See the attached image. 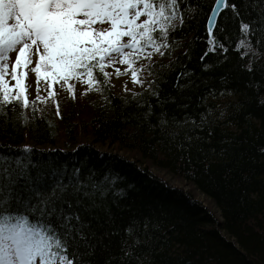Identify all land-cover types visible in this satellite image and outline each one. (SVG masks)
Here are the masks:
<instances>
[{"label":"trees","instance_id":"1","mask_svg":"<svg viewBox=\"0 0 264 264\" xmlns=\"http://www.w3.org/2000/svg\"><path fill=\"white\" fill-rule=\"evenodd\" d=\"M227 3L235 13L225 7L212 33L227 52L209 50L213 0H182L140 91L117 92L106 68L56 109L35 99L23 123L19 106H0V151L30 147L20 159L33 177L99 186L77 209L95 234L84 264H264V0Z\"/></svg>","mask_w":264,"mask_h":264},{"label":"snow or ice","instance_id":"2","mask_svg":"<svg viewBox=\"0 0 264 264\" xmlns=\"http://www.w3.org/2000/svg\"><path fill=\"white\" fill-rule=\"evenodd\" d=\"M181 2L0 0V106L11 105L13 111L19 106L23 123V110L30 105L35 109L40 99V81L67 84L69 89L73 80L94 85V70L106 78L108 65L128 66L147 59L152 54L145 53L146 48L160 52L164 45L158 41L168 37ZM213 3L206 29L209 50L227 52L212 31L219 9L231 7L235 13V5L227 0ZM240 31L245 38L239 39L238 49L247 43L249 26L242 23ZM130 71L133 81L140 83L138 69ZM29 72L38 85L32 101L26 85ZM116 72L121 74L119 68ZM32 151L27 146L14 153L0 151V264H84V256L95 248L90 243L95 234L77 209L89 211L83 201L91 200L99 186L93 185L90 193L79 179L64 183V173L57 172L48 178L33 177L29 169H35L20 159L21 152Z\"/></svg>","mask_w":264,"mask_h":264},{"label":"rangeland","instance_id":"3","mask_svg":"<svg viewBox=\"0 0 264 264\" xmlns=\"http://www.w3.org/2000/svg\"><path fill=\"white\" fill-rule=\"evenodd\" d=\"M179 19L180 17L176 14V18L173 21H171V23H176L179 21ZM125 40H127V38H125ZM163 51H164L163 47L161 48L160 52H157L156 49L154 48H146L145 53L152 54L147 59H141L135 62L134 64L128 66L122 65L119 62L108 65L106 68L112 77L111 82L114 85L116 91L120 93H134L145 88L149 81V74H148V70L146 69V66L152 59L160 57ZM12 59L14 60V54L12 56ZM133 67L138 69L137 76L138 79L141 81L140 83H135L132 79L130 69ZM117 68L120 69L121 74L119 75H117L116 72ZM8 78L10 79V77ZM11 83L14 84L15 81H11ZM69 83L73 85L71 89H69L67 84L61 86L60 83L50 84L44 81H40L39 83L40 99L37 101L39 102L42 111L49 112L52 109H56L58 106L57 103L61 104L64 100H67L69 97H71V95H75L74 93H72L75 90H78L81 93V92H86L89 89L91 90L93 89L92 85L84 84L82 81L73 80L70 81ZM26 85H27V94L29 96V100H35L38 95L37 77L35 76V74L29 72L28 78L26 79ZM49 93H52V95H49ZM224 102L225 99H222L221 103L224 104ZM99 147H101L102 149L105 148L103 146H99ZM121 153H123V151H121ZM155 172L162 175L165 179L169 180L174 185L182 186L186 189L192 188V186H189L184 181L172 177L170 174H167L162 170L156 169ZM193 191L195 192L199 200L203 201L204 204L210 207V209L215 213V215L220 217V212L217 206L209 198H207L204 194H202L198 189H195Z\"/></svg>","mask_w":264,"mask_h":264},{"label":"water","instance_id":"4","mask_svg":"<svg viewBox=\"0 0 264 264\" xmlns=\"http://www.w3.org/2000/svg\"><path fill=\"white\" fill-rule=\"evenodd\" d=\"M213 7H215V5H214ZM224 9H225V7H221V8L219 9V13H218V15L216 16V24H217V19H218L220 13H221ZM211 15H213L212 12L210 13V16H211ZM216 24H215V27H216ZM209 26H210L209 23H207V27H209ZM215 27L213 28V31H214ZM213 31H212V33H213Z\"/></svg>","mask_w":264,"mask_h":264}]
</instances>
